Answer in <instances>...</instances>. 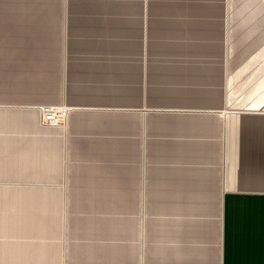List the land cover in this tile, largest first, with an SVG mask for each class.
<instances>
[{"label": "crops", "instance_id": "crops-1", "mask_svg": "<svg viewBox=\"0 0 264 264\" xmlns=\"http://www.w3.org/2000/svg\"><path fill=\"white\" fill-rule=\"evenodd\" d=\"M57 3L11 11L60 37L1 88L62 114L0 104V264H264V0Z\"/></svg>", "mask_w": 264, "mask_h": 264}, {"label": "rangeland", "instance_id": "rangeland-1", "mask_svg": "<svg viewBox=\"0 0 264 264\" xmlns=\"http://www.w3.org/2000/svg\"><path fill=\"white\" fill-rule=\"evenodd\" d=\"M40 1V2H39ZM3 2H5V5L10 3V6L12 5V1L10 2V0H4V1H0V4L2 6ZM58 0H28L29 4H24V6L22 8H18V9H9L7 8L8 11H13V12H20L21 9H26V5L28 6V8H42L44 13H48V12H53V9L58 8ZM32 3V4H31ZM34 3V4H33ZM9 6V7H10ZM28 11V10H26ZM31 11H35V10H31ZM39 23V22H38ZM56 23V21L54 20L53 16H45L43 22H41L38 26H35L36 28L34 29H30L21 33V37L19 35H17L14 30H12V26H5L4 28L0 27V31L1 30H6V34L7 37L6 38H10L11 40H6L5 42H0V47H14V46H21L23 45V39L24 38H29V39H34V45L36 44V40L39 38H43L45 39V47L48 49L50 55L52 56L53 54V50H54V45L55 43L57 44V39L60 37V32L55 30L54 28V24ZM36 25L37 24V20L36 21H31V20H27L26 22L24 21V25ZM34 27V26H33ZM5 35V34H4ZM18 36L17 40H13V38H16L15 36ZM1 37V35H0ZM29 41V40H27ZM1 50V49H0ZM10 50V49H9ZM7 56V54H1L0 55V104H6V103H32V104H36L40 107L41 109V113H42V117H44V112L48 113L50 112H55L57 117H61L62 111L61 109H59L58 105H57V101L58 99L55 96H43V95H36L33 94L31 96H20V94H16L15 92L12 91H6L5 89L1 88L4 85H2L1 83H5L6 80V74L10 75L9 71L10 70V65H8L9 61L6 62V60L8 58H5ZM8 71V72H7Z\"/></svg>", "mask_w": 264, "mask_h": 264}, {"label": "trees", "instance_id": "trees-1", "mask_svg": "<svg viewBox=\"0 0 264 264\" xmlns=\"http://www.w3.org/2000/svg\"><path fill=\"white\" fill-rule=\"evenodd\" d=\"M0 1H4V0H0ZM6 1V0H5ZM5 2H3L2 6L0 4V27L4 28L5 26H12V30H14V32L19 35L21 37V33L27 30H30L33 28V26L31 25H24V21L26 22L27 20H30V17H23V16H16V15H12L10 11L7 10V4L6 6ZM27 6V5H26ZM22 7V6H21ZM5 34V35H4ZM8 33H6V30H1L0 31V42H5L6 40H11L10 38H6ZM15 36L16 38H13V40H17L18 36ZM29 40V41H27ZM34 39H29V38H24L23 39V44H24V51H28L29 54H31L30 52L33 51V48L35 47L34 43ZM0 55L1 54H7V51L9 50V48L6 47H0ZM21 52V49H18ZM25 53V52H24ZM23 55V52L21 54V56Z\"/></svg>", "mask_w": 264, "mask_h": 264}, {"label": "built area", "instance_id": "built-area-1", "mask_svg": "<svg viewBox=\"0 0 264 264\" xmlns=\"http://www.w3.org/2000/svg\"><path fill=\"white\" fill-rule=\"evenodd\" d=\"M44 120H57L59 119V117L56 116V113L55 112H48V113H45L44 112V117H43Z\"/></svg>", "mask_w": 264, "mask_h": 264}]
</instances>
